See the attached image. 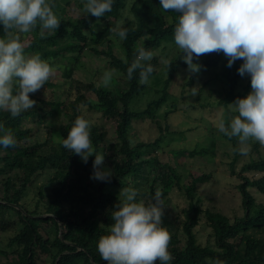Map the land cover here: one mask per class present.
Returning a JSON list of instances; mask_svg holds the SVG:
<instances>
[{"label":"trees","instance_id":"trees-1","mask_svg":"<svg viewBox=\"0 0 264 264\" xmlns=\"http://www.w3.org/2000/svg\"><path fill=\"white\" fill-rule=\"evenodd\" d=\"M84 2L50 0L61 23L56 32L46 33L45 38L39 35V25L29 33L15 29L9 33L19 36L26 56L39 54L51 66L65 62L69 70L63 77L69 86L66 98L57 94L48 97L45 90L30 93L36 105L15 118L0 110V125L11 129L17 141L15 147L0 146V256H5L8 264H107L98 253V241L110 234L120 190L136 188V202L143 200L146 205L152 202L157 189L167 201L173 190L187 199V205L176 206V211L165 209L162 218V226L171 234L168 251L173 259L169 264H210L217 259L224 264H264V146L249 141L250 151L241 155L237 151L238 138L232 139L236 151L228 165L230 172L240 178L235 186L241 208V213L233 217L202 205L198 192L202 184L212 180V171H190L184 176L178 165L157 155L163 149L165 135L171 132L167 117L178 106L169 87L180 68L188 66L180 49L168 60L170 65L163 64L162 71H158L163 57L156 50L167 53L176 46L174 30L181 14L164 11L160 0H113L112 11L97 18L83 11ZM113 28L128 30L126 39L120 40L123 57L112 49ZM0 38H5L2 24ZM140 47L156 51L153 59L145 63L154 68L150 81L166 74L159 88L140 84L139 70L132 79L127 76ZM87 51L102 57L112 72L114 87L103 86L102 79L79 76L87 67ZM227 63L222 52L204 55L198 64L200 70L186 78L185 86L194 84L208 68L222 64V69L212 72L202 86L217 79L226 83V92L218 102L228 108L237 98H245L251 92V83L249 75L242 77L237 71L243 60H236L232 67ZM45 85L57 86L50 80ZM147 89L159 95L149 99L146 108H133ZM201 90L200 87L199 96ZM18 91V83L14 82L13 94ZM168 101L172 107L162 118L159 111ZM77 117L90 122L95 153L110 161L113 174L109 181L91 178L95 154L85 164L80 156L63 147L62 141ZM51 118L65 120L51 126L47 124ZM26 119L38 127L44 125L48 137H35L37 131L26 127ZM137 120L150 121L149 131L155 134L154 139L135 138ZM107 123L115 130L113 136H109ZM178 152L180 149L172 153ZM202 152L203 149L188 151L191 156ZM239 159L244 162L237 171ZM141 185L145 189L139 190ZM202 216L210 226L204 243L196 230Z\"/></svg>","mask_w":264,"mask_h":264},{"label":"clouds","instance_id":"clouds-1","mask_svg":"<svg viewBox=\"0 0 264 264\" xmlns=\"http://www.w3.org/2000/svg\"><path fill=\"white\" fill-rule=\"evenodd\" d=\"M164 11L180 13L174 30L175 44L184 53L182 59L188 69L195 73L200 65L193 63L194 57L210 53H223L228 59L227 66L240 59V76H250L252 91L245 98H237L229 104L238 115L226 124L218 118L216 127L229 139L236 137L241 155H247L249 141L264 146V0H160ZM113 0H85L83 11L100 18L111 12ZM50 0H0V24L5 30V38H0V110H5L13 118L33 108L36 101L29 94L35 93L54 74V68L39 54L26 56L19 36L9 35L10 30L29 33L37 25L39 35L45 38L60 26V19L53 11ZM99 22V20H98ZM120 39H126V28L111 29ZM153 52L143 47L137 49L136 58L127 69V76L139 70V83L147 84L154 68L150 63ZM170 65V61L162 59ZM112 72L106 71L102 77L103 86H109ZM14 82L19 91L13 94ZM197 87L191 88L192 96L197 95ZM90 122L77 117L63 139V147L80 156L86 164L95 154L92 179L109 181L112 169L104 168L105 156L96 154L90 139ZM0 146L15 147L17 141L11 129L0 125ZM137 191L123 188L119 196L124 200L115 206L112 214L114 224L110 234L100 237L97 250L107 264H169L173 259L168 251L171 234L162 226L164 200L157 189L152 202H136ZM210 264H224L221 260Z\"/></svg>","mask_w":264,"mask_h":264},{"label":"rangeland","instance_id":"rangeland-1","mask_svg":"<svg viewBox=\"0 0 264 264\" xmlns=\"http://www.w3.org/2000/svg\"><path fill=\"white\" fill-rule=\"evenodd\" d=\"M110 38L112 39V49L114 53L119 57H123L124 53L121 47V39L116 34H112ZM100 47H105V45H101ZM171 50H168L167 53H165L166 51L161 52V49H157L156 51L161 54L163 59L169 60L180 49L176 45ZM156 51H153V53H156ZM201 58H204V55L199 57V59H196L193 63L199 64ZM84 61L86 62L87 67L82 69L79 76H82L87 80L102 79L101 74L104 71H109L103 62L104 60H102V57L93 53L87 51L84 56ZM162 65V59H160V63L156 69L162 71ZM52 67L54 68V74L49 80L52 81L53 84H57V86L45 85L40 90H45L48 97L51 94H57L60 97L66 98V90L69 85L63 76L67 74L69 66L66 65L65 62H59ZM221 69L222 64L217 67L208 68L207 72L203 74L201 78L196 79L191 86H185L186 78L193 73L188 67H181L178 73L175 74L169 90L175 95L174 97L178 106L176 111L167 117L171 132H168L165 135L162 142L163 149L159 150L157 155L162 159L171 160L173 164L178 165L179 171L184 176L190 171H212V180L206 184H202L200 186V193L198 192L202 198V205L204 208L208 207L212 210H217L233 217L234 215L241 213L239 192L235 186V184L240 181V178L238 174H232L230 172L228 165L234 151H236L235 149L233 151V145L231 143L234 137L231 139L226 137L218 130L216 124L220 117H223L225 123L228 124L232 118L238 115V113L233 108L229 106L226 108L218 102L219 97L226 92V83L217 79L210 85L205 87L202 86L212 72L216 70L220 71ZM165 76L166 74H161V76L157 77L155 82V79L150 81L152 79L150 78L148 83L151 86L156 85V87L159 88L161 87ZM246 82L247 80L244 81V83ZM110 85L114 87L113 81L110 82ZM193 87L198 88L197 95L195 96H192L191 94V88ZM200 87L203 88V90H201L199 96ZM238 89H241V86H238ZM149 90L150 89H147L144 94H141L138 97L133 108L144 109L146 108L149 99L155 98L159 95H157V92L154 91L151 93ZM250 91H252V89ZM171 107L169 101L168 103L163 104L159 111L161 116ZM64 120V118H51L47 120V124L54 126L55 124L58 125V123L64 122ZM25 122L26 127L31 128L32 131H37L35 137L39 140L48 137V130H46L44 125L38 127L31 119H26ZM135 125L136 129H134V135L136 139L152 140L155 138V134L149 131V129L151 130L149 120H137ZM106 126L109 129V136H113L115 130L112 124L107 123ZM30 140H32V138ZM175 149H180V152L177 154L172 153ZM191 149H203L204 152L198 153L196 156H191L188 153ZM262 149L264 150V148ZM243 162V159L238 160L236 164L237 171H239ZM103 167L111 169L110 161L106 160ZM131 185L134 186L133 183ZM1 187L2 186L0 185V194L2 193ZM138 189H145V186L141 185ZM168 198L169 201L166 200V197H163L165 209L170 208L172 211H176V206L184 207L187 205V199L178 190H173ZM123 200L122 196H120L118 203ZM196 230L199 240L202 241V243L206 242V236L210 231V226L207 225L203 216L200 224L196 227ZM262 235H264V233ZM0 264H8L7 258L3 255L0 256Z\"/></svg>","mask_w":264,"mask_h":264}]
</instances>
